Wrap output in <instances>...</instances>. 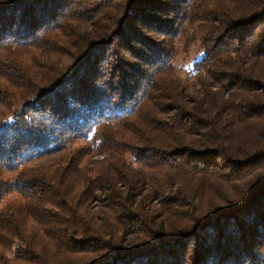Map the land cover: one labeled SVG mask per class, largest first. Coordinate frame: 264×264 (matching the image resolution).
Here are the masks:
<instances>
[{
  "label": "trees",
  "instance_id": "trees-1",
  "mask_svg": "<svg viewBox=\"0 0 264 264\" xmlns=\"http://www.w3.org/2000/svg\"><path fill=\"white\" fill-rule=\"evenodd\" d=\"M198 17L189 73L224 81L185 105L161 36ZM0 76V264H264V0H0Z\"/></svg>",
  "mask_w": 264,
  "mask_h": 264
},
{
  "label": "rangeland",
  "instance_id": "rangeland-1",
  "mask_svg": "<svg viewBox=\"0 0 264 264\" xmlns=\"http://www.w3.org/2000/svg\"><path fill=\"white\" fill-rule=\"evenodd\" d=\"M200 21V17H198V20L194 22V26H191L187 32L185 33L184 36L182 37H177V38H172V36L170 34H167L166 36H161V38L163 37L166 39H171L173 41H177V46L179 48L175 49L173 51V53L171 54L172 60L174 62V64L176 66H178V70L171 74V77L173 78H177L179 79V81L181 82L179 84L180 87V91L178 93H181L182 100L184 102L185 105H189L191 103H193L195 101V98L197 97H202L204 95V97H207L206 94L209 93L210 96H213L214 92L217 91L216 87L222 83L224 81V77L221 78L218 81L213 80V79H207V80H200L199 77H196V74L194 73H189V65H191L193 59H196L197 57L200 56L201 54V39H199L196 34L198 33L199 29H198V23ZM150 32V31H149ZM151 33V32H150ZM157 38L160 39V36H158ZM232 38H234V36H232ZM181 41V42H179ZM184 41V42H183ZM129 42V41H128ZM129 46H132L133 49H144L141 45L137 44L135 41H130ZM119 49L117 51H119L120 56L123 57V59H127V61H132L137 62V58L135 56L134 52H127L125 51V49H123L122 44L119 45ZM39 58V57H38ZM244 58L242 57H232L229 59V64L231 67L235 68L237 65L240 64V62L243 60ZM43 60H45V56L43 58ZM247 61V59H246ZM173 64V65H174ZM140 67H143L142 62L139 63ZM245 65H249L248 63ZM190 74V75H189ZM3 83H6L4 81V78L2 76H0V89H4L6 88L5 85H2ZM252 87H254L252 85ZM251 89V87H249ZM251 90V95H255L256 93H258L259 91H254ZM260 93V92H259ZM213 94V95H212ZM19 102H15V100H13V104L9 103L5 98L0 100V120L2 122H4V120H7V118H12L14 117V119L20 118V116H17L18 114V110H20L21 105L23 104L21 99L18 100ZM234 101L237 102V99H235ZM189 103V104H188ZM169 107L173 104L172 102H168ZM222 107H227L228 104H223L221 105ZM214 109H216L214 107ZM237 111V110H236ZM215 112H219L218 110ZM241 138H246L245 136L241 135ZM87 142H90L89 140H86ZM80 143V142H79ZM102 155L96 156L97 159L99 160H103L102 159ZM95 158V157H93ZM92 159V158H91ZM90 160V159H89ZM92 161V160H90ZM16 175V172H6L5 174H3V176H1V178L5 181H13L14 177ZM106 196L104 195V193H101L99 196H94L92 197L91 201L88 204L87 208V212H88V216H92V218L96 219V220H100L102 219L103 216V224L106 225L104 228H115V226L117 225V223L113 220V219H107V215L109 216L110 212L107 210V204L108 201L105 200ZM138 199V198H137ZM136 199V202H137ZM156 200H153L150 204L149 207H151V205L157 204L154 203ZM115 210V209H114ZM111 216V214H110ZM101 217V218H99ZM110 226H109V225ZM32 226L37 227V224H32ZM108 230V229H107ZM113 229L109 230V236H110V241H112L113 243L116 244L115 247L117 248H121V249H128V247H130V245L132 246L133 243L137 240V233H133V234H129L126 231H121V232H114ZM112 231V235L111 232ZM108 241V240H107ZM107 242L103 239V247ZM93 245H91L92 247ZM106 246V245H105ZM107 251V250H106ZM9 264H29L27 262H24L22 260H10Z\"/></svg>",
  "mask_w": 264,
  "mask_h": 264
}]
</instances>
